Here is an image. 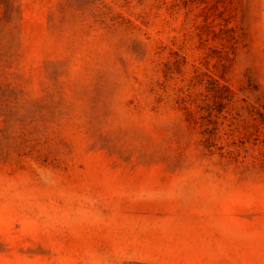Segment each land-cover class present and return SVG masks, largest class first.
Listing matches in <instances>:
<instances>
[{
    "label": "rangeland",
    "instance_id": "obj_1",
    "mask_svg": "<svg viewBox=\"0 0 264 264\" xmlns=\"http://www.w3.org/2000/svg\"><path fill=\"white\" fill-rule=\"evenodd\" d=\"M0 264H264V0H0Z\"/></svg>",
    "mask_w": 264,
    "mask_h": 264
}]
</instances>
